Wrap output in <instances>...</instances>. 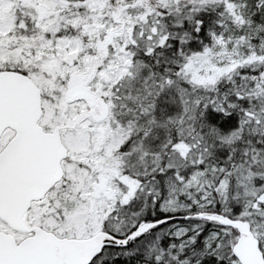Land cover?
Wrapping results in <instances>:
<instances>
[{
    "label": "snow or ice",
    "instance_id": "6c2138e0",
    "mask_svg": "<svg viewBox=\"0 0 264 264\" xmlns=\"http://www.w3.org/2000/svg\"><path fill=\"white\" fill-rule=\"evenodd\" d=\"M0 264H264V0H0Z\"/></svg>",
    "mask_w": 264,
    "mask_h": 264
}]
</instances>
